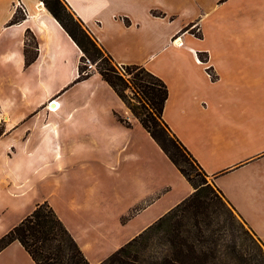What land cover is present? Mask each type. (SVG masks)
Masks as SVG:
<instances>
[{"label": "crops", "instance_id": "0c3cea01", "mask_svg": "<svg viewBox=\"0 0 264 264\" xmlns=\"http://www.w3.org/2000/svg\"><path fill=\"white\" fill-rule=\"evenodd\" d=\"M61 1L165 82L163 120L264 245V0ZM38 2L0 0V237L46 201L98 264L193 188L96 70L75 81L82 52ZM0 264L36 263L12 241Z\"/></svg>", "mask_w": 264, "mask_h": 264}, {"label": "trees", "instance_id": "16d2710c", "mask_svg": "<svg viewBox=\"0 0 264 264\" xmlns=\"http://www.w3.org/2000/svg\"><path fill=\"white\" fill-rule=\"evenodd\" d=\"M43 1L82 52L75 81L89 76L90 70L82 64L86 59L98 62L96 71L193 188L187 197L98 264H264L260 239L213 181L207 180L209 175L163 120L168 95L165 82L141 64L120 65L129 75L126 77L61 0ZM24 15L17 7L9 23L20 21ZM26 37L25 61L29 63L36 57L37 43L29 32ZM126 88L133 91L134 103L127 97ZM116 116L130 125L127 119ZM12 241H18L36 264H90L46 201L38 203L0 237V250Z\"/></svg>", "mask_w": 264, "mask_h": 264}, {"label": "rangeland", "instance_id": "374dc122", "mask_svg": "<svg viewBox=\"0 0 264 264\" xmlns=\"http://www.w3.org/2000/svg\"><path fill=\"white\" fill-rule=\"evenodd\" d=\"M40 1H41V2L43 3V5L45 6L44 1H43V0H40ZM18 8H19V13H22V12H23V7L20 6V5H18ZM97 63H98V62H93V63L90 62L91 66L88 67V64H87V62H86V60H85V62H83L82 64H83V66L86 65L87 70H94V71H95V70H97ZM110 63L113 64L112 61H110ZM114 64H115V63H114ZM115 65H116V67L119 69V71H120L121 73L124 72V70L120 67L119 64H115ZM124 74H125L126 77H129V75L126 74L125 72H124ZM125 93H126L127 97L129 98V100H130L131 102L134 103L135 100H134L133 91H132L130 88H126V89H125ZM192 174H194V171H193V170H192V172H191V175H192ZM207 180H208L209 182H212V179H211L210 176L207 177Z\"/></svg>", "mask_w": 264, "mask_h": 264}, {"label": "built area", "instance_id": "2783aa9c", "mask_svg": "<svg viewBox=\"0 0 264 264\" xmlns=\"http://www.w3.org/2000/svg\"><path fill=\"white\" fill-rule=\"evenodd\" d=\"M24 10V9H23ZM86 62H87V64H88V67H90L91 66V64H90V61L88 60V59H86ZM53 108V107H52Z\"/></svg>", "mask_w": 264, "mask_h": 264}, {"label": "bare ground", "instance_id": "6f19581e", "mask_svg": "<svg viewBox=\"0 0 264 264\" xmlns=\"http://www.w3.org/2000/svg\"><path fill=\"white\" fill-rule=\"evenodd\" d=\"M42 2H38V5H40Z\"/></svg>", "mask_w": 264, "mask_h": 264}, {"label": "water", "instance_id": "95a60500", "mask_svg": "<svg viewBox=\"0 0 264 264\" xmlns=\"http://www.w3.org/2000/svg\"><path fill=\"white\" fill-rule=\"evenodd\" d=\"M45 7V6H44ZM46 8V7H45Z\"/></svg>", "mask_w": 264, "mask_h": 264}]
</instances>
